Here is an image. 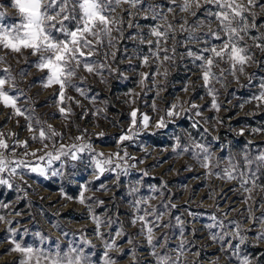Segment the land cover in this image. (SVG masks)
Wrapping results in <instances>:
<instances>
[{"label": "rangeland", "instance_id": "obj_1", "mask_svg": "<svg viewBox=\"0 0 264 264\" xmlns=\"http://www.w3.org/2000/svg\"><path fill=\"white\" fill-rule=\"evenodd\" d=\"M182 2L141 0L136 7L118 6L114 15L122 20V35L113 31L115 47L105 42L88 58L105 66L91 73L78 68L71 81L75 87L65 88L63 102L59 85L44 86L47 70L35 66L37 56L28 50L23 55L0 50L5 56L0 76L6 77L8 69L15 77L11 94L19 97L17 106L24 111L16 115L0 104V138L9 145L0 153L9 168H16L15 175L8 169L0 173L8 181L0 184V264H20L24 257L13 250L17 243L44 251L77 247L92 264H105L106 259L112 264H157L143 222L132 223L146 212L151 213L145 218L153 227L156 251L180 256L178 264H264V191L258 187L245 192L238 180L220 175L230 156L242 165L245 154L254 158L264 153V100L255 98L264 91V51L255 46L262 41L253 40L264 35V0L250 6L256 27L241 33V44L254 61L235 75L229 63L220 62L213 68L216 79L207 86L201 61L187 52L199 54L222 42L210 35L218 31V22L208 10L217 9L200 0L193 15L181 10ZM18 19L14 0H0V24ZM158 25L168 31L161 45L171 60H164L163 52L159 59L152 55L155 45L148 40L156 37L149 33ZM214 98L218 109L212 106ZM61 107L71 111L62 114ZM169 110L179 114L169 117ZM143 115L150 118L147 128L141 123ZM161 117L165 127L157 128ZM49 125L60 135L33 139ZM130 129L136 134L122 141ZM73 144L90 147L77 153L78 160L69 154L48 165V152L55 155L61 145L67 151ZM197 145L207 147L212 156L208 168L202 166L205 153ZM109 158L112 163L99 172L96 161ZM21 161L27 167H16ZM37 166L46 170L44 175L30 171ZM257 183L264 186V174L257 173ZM181 241H186L182 250ZM164 243L166 248L159 247Z\"/></svg>", "mask_w": 264, "mask_h": 264}, {"label": "snow or ice", "instance_id": "obj_2", "mask_svg": "<svg viewBox=\"0 0 264 264\" xmlns=\"http://www.w3.org/2000/svg\"><path fill=\"white\" fill-rule=\"evenodd\" d=\"M140 2L141 0H14L19 19L18 22L12 25L0 24V50L20 55H23L24 51L28 50L31 55L37 56L38 59L35 66L41 71L47 70L44 86L59 85L60 99L63 102L65 88L75 87L71 81L72 77L76 75L78 68L83 67L87 72L91 73L105 66L103 64L97 65L96 61L88 58L96 54L99 48L105 45V42L109 47H115L113 42L116 37L112 35L113 31L120 32L122 35L123 30L118 27L122 24V20L114 15L116 8L122 3H128L136 7ZM204 2L215 5L217 9V11L208 10V14L213 16L218 22V31H212L210 35L212 38L222 42L219 45L200 49L199 54L189 50L187 55L193 57L194 60L201 61L202 79L204 85L207 86L213 79H216V73L213 72V68L218 67L220 62L229 63L231 74L235 75L237 71L243 73L245 70L244 66L254 61V57L249 54V48L241 44V41L244 40V36L241 33L246 35L250 28L256 27L254 22L256 13L250 12V6H254L257 0H247V2L245 0H204ZM171 3L175 4L176 0H171ZM178 6L182 11L191 12V14L195 15L192 9L194 7L200 8L201 4L200 0H183L182 4ZM260 7L264 11V4H261ZM168 10L171 12L174 9L169 8ZM246 14L251 15L252 22H249V15ZM164 19L166 20L167 18L164 17ZM70 24L73 27L70 28ZM183 28L184 25H181V29ZM168 30H172L171 24L168 25ZM55 33H59L63 38L61 39ZM149 35L156 37L155 41L148 40L149 45H155V51L150 49L152 55L159 59L160 52H163V59L171 60L172 57L167 54L168 48L161 45L162 40L166 41L168 39V31H161L158 25L151 28ZM257 39L261 40L262 43L255 46L264 51V35L253 38L254 41ZM204 52L209 53V55H203ZM0 62H5V56L0 55ZM143 62L145 64L149 62L147 56L144 57ZM4 71L8 75L6 77L0 76V104L12 108L14 114L23 116L24 111L17 106L19 97L11 94L12 82L15 77L11 75L8 69ZM223 72L224 70L220 69L221 76ZM261 87L264 88V84ZM76 90L81 92V95H84L81 89L77 88ZM212 91V89H209L210 94ZM255 98L264 100V91L260 93L259 97ZM68 99H71V97ZM212 106L217 109L219 107L215 102V98ZM176 107V105H173L172 109ZM192 107L195 108L197 106L192 105ZM66 111L70 112L71 109L60 108L62 114ZM178 114L174 110L167 112L169 117H174ZM131 116L132 125L135 127L137 124V113L133 111ZM149 119V116L143 115L141 121L143 127H148ZM37 123L39 124L40 121L37 120ZM155 126L157 128L165 127L164 118L161 117ZM29 130L32 131L31 125H29ZM130 132L131 135L121 136L120 139L122 141L129 140L132 135L136 134L132 129H130ZM58 135L60 133H57L49 125L47 131L44 128H40L39 136H33V139L38 138L40 141H44ZM76 139L82 140L83 137H77ZM24 143L27 146L26 142ZM8 147L9 145L5 140L0 138V149H7ZM65 147V145H61L55 155L52 152L46 154L49 166L54 160H59L61 156H68L69 154H71L72 160L80 159L77 153L83 152L90 145L73 144L67 146V151H65ZM197 147L205 153L202 166L208 168L212 160L208 148L204 145H197ZM187 150L184 149V151ZM31 155L35 156L36 153L33 152ZM39 159L44 160L45 157L40 156ZM9 163L3 154L0 153V173L8 169L11 174H16V168H9ZM111 163L110 158L103 161L97 160L96 167L102 173L105 171L104 166ZM218 164L219 161L217 160L213 166H218ZM22 166L27 167L22 161L16 163V167ZM117 167H119V164H117ZM30 171L44 175L46 170L37 166L31 167ZM257 173L264 174V153L254 158L245 154L242 165L238 164L235 158L230 156L227 166L220 175L221 178L229 181L238 180L243 190L251 193L258 187L264 191V186L257 183ZM53 174L58 173L54 172ZM250 182L252 186L246 187ZM0 184H8V181L0 179ZM248 199H251V196ZM80 203H84L82 194ZM149 214L151 213L146 212L145 216L136 217L132 223L143 222L142 227L147 230V242L153 248L152 254L157 257V264H178L180 256L173 258L167 253L159 255L156 251L157 244L154 243L153 227L149 226V222L145 218ZM160 215L162 214L156 215L155 219L159 220ZM0 219H3V217H0ZM94 220L99 226L101 223L99 218L94 217ZM117 235H121V233L118 232ZM212 238L217 239V236L213 235ZM185 243L186 241H181L178 246L179 249L182 250ZM159 247L166 248L167 245L164 243L160 244ZM13 250L21 253L24 257L20 264H92L89 255L77 247H71L67 251H61L59 247L55 251H44L31 246H21V244L17 243ZM105 264H112V262L110 259H106ZM244 264H248V262L245 261Z\"/></svg>", "mask_w": 264, "mask_h": 264}]
</instances>
